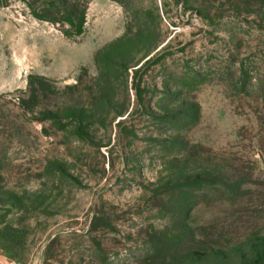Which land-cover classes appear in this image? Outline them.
<instances>
[{
    "label": "rangeland",
    "instance_id": "374dc122",
    "mask_svg": "<svg viewBox=\"0 0 264 264\" xmlns=\"http://www.w3.org/2000/svg\"><path fill=\"white\" fill-rule=\"evenodd\" d=\"M87 1L1 0L0 264L264 252V0Z\"/></svg>",
    "mask_w": 264,
    "mask_h": 264
},
{
    "label": "trees",
    "instance_id": "16d2710c",
    "mask_svg": "<svg viewBox=\"0 0 264 264\" xmlns=\"http://www.w3.org/2000/svg\"><path fill=\"white\" fill-rule=\"evenodd\" d=\"M26 3L30 8L32 16L42 22H47L53 25L61 26V32L68 39H76L83 34L84 25L86 23V11H87V0H43L40 8H35L37 1L39 0H21ZM0 4L5 6L6 3H2L0 0ZM46 83L47 80L43 79ZM33 86V78H29L28 89L30 90ZM195 184H203L206 186V190L213 189L214 185L212 181H199ZM236 187L233 189L225 191L224 189H220L217 192V198L222 199L227 196H236L233 195V192ZM234 190V191H233ZM212 191V190H211ZM254 242V241H253ZM252 242V244H253ZM257 242V241H255ZM261 246H252L253 253L250 258H243L239 264H264V252L260 250ZM177 255V254H176ZM222 255V254H221ZM170 257L172 263H175L174 255ZM167 259V257H165ZM202 259H206L209 264H215L213 260L216 261V264H233L229 258L225 259L220 257L219 255H212L206 253L202 255H195L193 253V264H201L199 262H203Z\"/></svg>",
    "mask_w": 264,
    "mask_h": 264
}]
</instances>
